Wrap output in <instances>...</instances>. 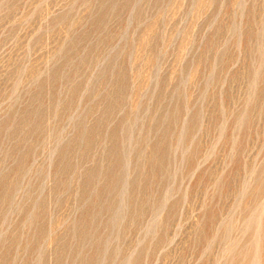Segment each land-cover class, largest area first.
I'll list each match as a JSON object with an SVG mask.
<instances>
[{
    "label": "rangeland",
    "instance_id": "rangeland-1",
    "mask_svg": "<svg viewBox=\"0 0 264 264\" xmlns=\"http://www.w3.org/2000/svg\"><path fill=\"white\" fill-rule=\"evenodd\" d=\"M0 264H264V0H0Z\"/></svg>",
    "mask_w": 264,
    "mask_h": 264
}]
</instances>
